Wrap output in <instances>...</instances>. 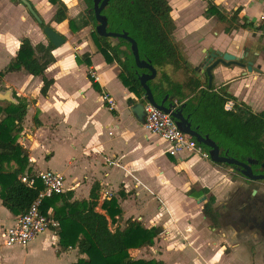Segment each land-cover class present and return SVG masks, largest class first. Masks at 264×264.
Returning <instances> with one entry per match:
<instances>
[{
	"label": "crops",
	"instance_id": "1",
	"mask_svg": "<svg viewBox=\"0 0 264 264\" xmlns=\"http://www.w3.org/2000/svg\"><path fill=\"white\" fill-rule=\"evenodd\" d=\"M167 1L176 26L172 40L195 72H185V80L176 82L164 70L169 65L156 68L158 76L154 79L155 83H161L164 74L169 77L170 82H163L162 87L171 94L170 97L175 98L177 106L181 96L186 98L182 104L193 97V87L189 85L192 77L200 80L202 85L199 90H213L229 96L225 111L263 113L264 0H213L217 10L227 18L224 22L231 24L219 30L217 15L211 18L201 15L190 22L185 12L194 0ZM200 1L203 3V0ZM38 6L44 13V20L53 22L55 29L68 37L65 45L52 52L55 60L45 72V77L53 81L48 95L44 97L41 94L42 77L32 76L25 70L8 73L1 83V87L9 89L14 98L16 95L28 101L19 143L29 153V166L33 173L53 171L64 176V193L73 194L71 202L88 200L93 186L97 184L100 187L97 211L105 214L101 204L112 198L118 200L122 209V215L113 224L114 230L126 228L128 221H138L145 228H161L162 232L152 247L130 251L135 259H155L165 264H264L263 246L240 239L242 225L235 226L226 221L230 214L227 200L243 184L235 178V168L208 163L209 159L189 158L185 154L171 156L170 145L149 133L134 116L131 108L140 101L123 85L118 65L108 64L95 45L83 51V43H78L81 34L71 32L68 20L61 24L53 21L56 8L48 0H43ZM9 8L6 0H0V72L15 59L22 40L29 39L34 47L49 45L43 37L45 35L40 36L42 30L38 24L29 31L27 20L11 14ZM205 11L208 12V8ZM211 21H215L216 26L210 31L205 30ZM208 48L243 58L245 62L252 63L254 72L249 73L248 66H219L213 71V86L209 89L206 73L195 70L205 58L203 50ZM86 53L91 56L90 67L76 60V56L82 57ZM91 70L99 77L101 94L93 87L89 76ZM21 72H25L24 83L9 81L10 75ZM82 76L83 85L78 86L76 81ZM35 80V88L29 93L28 84ZM173 85L177 86L176 89ZM104 93L114 99V109L103 101ZM90 94L95 95V102L100 103L109 116L110 121L104 125L95 124L92 109L84 108ZM80 100H83V113L77 108ZM229 102H233V109L226 110ZM169 103L168 100L166 105ZM195 104L197 102H193ZM46 116L49 121L52 120L50 126L56 131L65 125L69 131L83 134V174L74 171L72 154L69 155L71 158L64 160L53 149L45 148L48 164L46 168L40 166L39 159L43 158H37L34 149L39 146V132L47 126ZM35 118L41 122L40 127L35 125ZM221 151L224 155L222 148ZM188 169H193L194 173L189 175ZM184 172L188 175L180 181ZM194 186L199 187V193L195 192ZM202 189L209 192L202 194ZM198 196L206 197L203 204L196 199ZM211 196L215 198L216 226L203 212ZM52 212L50 210V214ZM18 217L7 210L0 199V264H74L83 257L78 249L60 247L57 229L53 228L26 247L7 246L3 240L4 232L16 223ZM140 254L145 255L138 257Z\"/></svg>",
	"mask_w": 264,
	"mask_h": 264
},
{
	"label": "trees",
	"instance_id": "2",
	"mask_svg": "<svg viewBox=\"0 0 264 264\" xmlns=\"http://www.w3.org/2000/svg\"><path fill=\"white\" fill-rule=\"evenodd\" d=\"M89 8L93 7V0H85ZM57 6L53 21L61 24L68 19V8L63 0H49ZM208 13L217 15L221 22L227 20L225 15L217 10L213 0L208 1ZM172 8L167 0H111L103 14L108 21V31L127 33L133 38L139 48L141 60L149 61L155 68L172 65L176 69H184L187 73L195 72L187 64L186 58L179 51L172 40L176 29L171 16ZM93 25H97L95 14L89 13L86 17L69 20V27L73 33ZM46 25H41L44 28ZM93 29V30H94ZM229 32V30H227ZM93 44L104 56L108 64L115 63L120 68L119 78L129 91L134 93L139 101L145 103V90L139 75L143 72L136 67L131 44L121 38L111 39L100 37L96 30L92 32ZM112 40L117 41L113 43ZM55 47L49 42L48 46L38 44L34 47L29 39L21 42L19 51L8 67L0 72V79L8 73L25 70L30 75L42 77L43 86L41 94L47 97L53 84L52 80L45 77L48 67L54 62L52 52ZM90 53L76 56L77 62L92 65ZM208 79V78H207ZM92 84L98 93L102 90L98 83L92 79ZM163 82H170L164 74L161 83L154 80L148 82L155 100L161 103L165 96L171 94L162 87ZM207 83V81L205 82ZM189 85L193 87V97L186 99L181 96L177 109H182L183 114L190 116L193 129H198L201 135H209L213 140H218L223 152L228 151L231 157L245 162L248 158L264 161V112L253 114L249 111H225L224 106L229 96L220 95L213 90L200 89L201 82L190 78ZM176 89V85H173ZM180 95V94H179ZM17 103L0 105V199L3 206L15 216L24 215L31 204L37 199L43 184L36 180L34 187H28L21 181L25 175L34 176L29 166V153L19 143L18 134L23 130V122L27 115L28 101L15 95ZM193 102L197 104L193 105ZM35 125L40 127L41 122L35 118ZM233 146L229 147V142ZM205 151L209 149L201 145ZM236 169V167L232 166ZM100 187L95 184L88 200L72 201L71 192L53 195L44 200L43 213L49 215L59 224L57 235L59 245L64 249H78L81 258L74 264H165L159 260L135 259L130 251L152 247L159 237L162 229L159 227L145 228L138 221H128L124 229H111L122 215V209L116 198L104 200L99 207ZM202 194L209 192L202 189ZM192 194V191L191 193ZM214 197H209L203 212L213 225H217V214L214 210ZM50 210L53 212L50 214ZM109 218V219H108Z\"/></svg>",
	"mask_w": 264,
	"mask_h": 264
},
{
	"label": "water",
	"instance_id": "3",
	"mask_svg": "<svg viewBox=\"0 0 264 264\" xmlns=\"http://www.w3.org/2000/svg\"><path fill=\"white\" fill-rule=\"evenodd\" d=\"M111 0H94V12L95 18L98 23L96 27V32L100 37L104 38H121L131 44V52L134 56L136 67L143 71L142 74L139 75L140 83L145 90V102L148 101L157 109L164 111L165 113L171 114L173 118L176 120V123L179 129L189 135L190 137L196 139V141L200 145L206 146L209 151V159L211 162L216 164H226L228 166H234L239 172L247 179L251 181H260L264 180V175H258L254 173L253 167L261 166L264 168V162L261 163L258 160H254L252 158H248L245 162L240 161L234 157L229 155V152L226 151L224 155L222 154L221 148L217 142L210 138L209 135H201L198 132V129H192V124L190 122L189 117H185L183 114L182 109L176 108V101L174 97H170L169 95L165 96L164 100L161 103H158L154 95L148 86V82L154 80L158 76L157 69L147 60H141L139 54V48L137 42L129 37L127 33H115L108 31V21L106 16L102 15V11L107 7ZM21 4L24 5L36 22L41 26L44 21L41 16L35 11V7L29 0H20ZM43 34L47 38V40L53 44L55 48H60L66 44V38L60 34L55 28L51 26H45L43 29ZM203 53L205 54V58L200 64V66L196 67L195 70L200 71L201 73H206L208 76V88L210 89L213 86V71L219 67H230V66H238L242 68H248V72H254L253 65L250 62H245L243 58H239L233 54L229 53H222L220 51L214 50L213 48L204 49ZM170 101L169 104L166 105L167 101ZM7 101L9 103H16L12 97L11 91L0 92V102ZM145 103L137 102L131 108L134 116L136 117L137 121L144 125L145 122ZM186 103L182 105L185 107ZM206 200V197H203L199 200V203H202Z\"/></svg>",
	"mask_w": 264,
	"mask_h": 264
},
{
	"label": "rangeland",
	"instance_id": "4",
	"mask_svg": "<svg viewBox=\"0 0 264 264\" xmlns=\"http://www.w3.org/2000/svg\"><path fill=\"white\" fill-rule=\"evenodd\" d=\"M42 1L43 0H31V2L36 6L37 12L41 16V18L44 20V13L38 6L40 4V2H42ZM208 1L209 0H203V3H201L200 0H194L190 4V7L187 9V12H185V15H187V17L190 19V22L193 21L195 18H198V16H201V15H206L207 18L212 17L211 13H208L205 11V9L208 8V6H209ZM63 2L66 3V6L68 8V14H67V17H68L67 20L68 21L72 20V19L80 18L81 15H78V14L79 13L83 14V12L85 11L86 5L82 0H63ZM8 3L10 4L9 11L11 12V14L18 16L20 18L26 19L28 29H29V31H32V29L38 23L29 14L28 10L20 3V0H6V4H8ZM50 4L53 5L52 3H50ZM53 6L57 9L56 5H53ZM216 24L217 23L215 21H211L207 25V28L205 30L210 31L213 27L216 26ZM43 25H47V26H51V27L55 28L53 22H51V21L46 22L44 20ZM229 25L231 26V24H229V22H220L219 21V23L217 24V29L218 30L221 28L226 29ZM91 27H92V25L89 27H86L85 29L81 30L78 33H74L75 35H78L79 33L81 34L79 36L80 39H79L78 43L79 44L83 43V45H84L83 51L88 49V46L89 47L94 46L93 40H92L93 34H92V28ZM41 30H42V28H41ZM41 34L42 35H40V36H43V30L41 31ZM43 37H45V36H43ZM65 38L68 40V37L65 36ZM46 40H47V38H46ZM112 42L117 43V41H115V40H112ZM47 43H48V40H47ZM164 70L166 73L171 74V77L176 82L185 80L187 72L184 70L182 71L180 69V71H179L174 66H170V65L168 67H165ZM23 73H25V72H21L18 75H12V76L10 75L8 77V79H9V81H13V82L15 81V82H19V84H22L26 81L25 75ZM159 76H161V75H159ZM36 82L37 81L35 80L34 82H31L28 84V92L29 93L33 92V89L35 88ZM1 83H2V79H0V92H6L7 90H9L7 88L1 87ZM76 84L78 86L83 85V76L77 79ZM13 93L16 94V92H13ZM12 97L17 102V100L14 98V96H12ZM95 100H96L95 95L90 94L88 96V99L85 102L84 108L87 107V108L92 109L91 113H92L93 121L95 124H97V125L103 124L104 125L105 123L110 121L109 116L106 114V112L102 108L101 104L96 103ZM7 104H8L7 101H1L0 102V105L3 107H5ZM77 105H78L77 108L83 113V100H80L79 102H77ZM3 118H4V116L0 117V119H3ZM44 118L47 122V126L42 131L39 132V135L37 136L39 146L35 147V149H34L36 157L37 158H43V159H39L40 166H42L43 168H46L47 164H48L47 163L48 161L45 159V155H44L45 148H47L49 150L53 149L54 151H56V153H59L60 158L64 159V160L65 159L67 160L68 157L71 158V156H69V155L72 154V156L74 158L73 159L74 171L78 172V174H83V134H81L79 132L69 131L65 125H61L59 130L56 131L55 129H52L50 126L52 120L50 119V121H49V118L47 116ZM29 123L27 122V124H29ZM31 123H33V121H31ZM101 133H102L101 137L104 139L103 131H101ZM20 137H21V134L19 133L18 134V138H19L18 141L20 140ZM73 145L75 146V148ZM230 146H233V143L231 141L229 142V147ZM42 155H44V156H42ZM196 160H198V159H196ZM194 162H196V161H194ZM207 162L210 163L211 161H207ZM196 167H193V169ZM166 169H167V167H166ZM193 169H188L186 171H189V175H191L194 173ZM187 175L188 174H186L185 172L182 175H180V178H181L180 181H182L183 179H186ZM74 178H75V176L71 180H73ZM235 178L238 179L240 182L244 181L243 177L237 171H236ZM194 189H195L196 193H199V191L197 190V189H199L198 186H194ZM201 198L202 197L198 196L196 199H201ZM196 202H197V200H196ZM111 228H112V230H114L113 225L111 226ZM144 255L145 254H142V255L140 254L138 257L144 256ZM136 258H137V255H136Z\"/></svg>",
	"mask_w": 264,
	"mask_h": 264
},
{
	"label": "built area",
	"instance_id": "5",
	"mask_svg": "<svg viewBox=\"0 0 264 264\" xmlns=\"http://www.w3.org/2000/svg\"><path fill=\"white\" fill-rule=\"evenodd\" d=\"M90 78L98 83L99 77L94 70L89 71ZM102 99L110 109L116 107V103L109 94H103ZM144 128L151 134L159 136L170 145L169 154L178 156L185 154L189 158L209 159V153L196 141V139L183 133L171 114L165 113L146 101ZM233 109V102L226 105V110ZM187 157V158H188ZM40 180L43 189L37 199L31 204L28 211L17 218L16 223L5 230L3 240L9 247L28 246L35 238L50 228L58 229L59 224L49 215L43 213V203L53 195L63 194L65 190V178L59 173L45 171L34 173V176L25 175L21 181L28 187H34L36 180Z\"/></svg>",
	"mask_w": 264,
	"mask_h": 264
},
{
	"label": "flooded vegetation",
	"instance_id": "6",
	"mask_svg": "<svg viewBox=\"0 0 264 264\" xmlns=\"http://www.w3.org/2000/svg\"><path fill=\"white\" fill-rule=\"evenodd\" d=\"M29 1L31 2V0ZM82 1L85 3L86 8L83 14L79 13L78 15H81V17H86L89 13H92V11L95 14L94 3L93 7L89 8L87 2L85 0ZM33 6L35 7V11H37L36 6L34 4ZM104 10L102 11V15H104ZM29 14L31 15L30 12ZM97 26L98 23L96 27ZM93 27L94 26L92 25V32L94 29ZM96 27L94 30H96ZM263 162L264 161L261 163ZM253 169L255 174L264 175V168H261V166H255ZM235 170L243 177L244 181L242 182L243 184L239 185L238 192L231 194L227 200V206L230 210V214H228L226 221H229L228 223H232L235 226L242 225V231L240 232L239 238L242 240H251L252 242H257L259 245L261 244L263 246L262 253L264 255V180L251 181L245 178L238 169Z\"/></svg>",
	"mask_w": 264,
	"mask_h": 264
}]
</instances>
